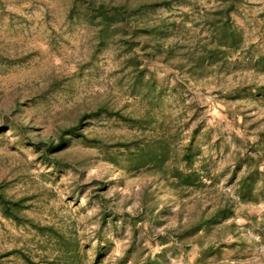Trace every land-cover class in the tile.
<instances>
[{
	"label": "rangeland",
	"instance_id": "obj_1",
	"mask_svg": "<svg viewBox=\"0 0 264 264\" xmlns=\"http://www.w3.org/2000/svg\"><path fill=\"white\" fill-rule=\"evenodd\" d=\"M97 1L135 5L165 0ZM167 1L172 2L170 9L160 7L150 15L153 25L175 22L185 26L187 38L192 36L194 40L205 35L204 12L219 2ZM73 3L74 0H0V54L14 60L10 65L0 60V109H7L17 98L24 102L34 97L48 88L56 76L71 77L69 87L52 97L51 104L42 110V118L34 121V133L41 138L75 124L84 112L99 104L123 109L134 116L144 115L150 108L148 103L130 96L129 70L124 69L116 46L99 54L100 71L80 74L79 68L92 56L96 29L82 21L69 20ZM233 20L242 30L244 42L241 52L232 58L230 72L214 71L194 79L161 62L147 64L160 81L170 84L169 95L152 114L164 120V131L172 136L177 147L189 141L192 128L198 123L190 120L193 108L200 115L201 128L194 148L200 154L199 160L208 161L213 184L192 193L186 199L190 205V200L209 194L234 196L237 181L245 170L242 167L237 179L231 180L240 162L259 158L264 165V108L254 107L245 97H228L246 81L264 82V75L255 76L247 69V58L255 59L264 52V0H244ZM172 37L166 44H174ZM177 80L185 89L181 98L172 90ZM87 122L85 132L90 137L115 140L141 134L105 118ZM151 132L144 134L150 136ZM61 157L71 165L56 171L15 133L0 132V184L14 198H32L26 214L41 226L52 227L65 236L80 264H117L128 250L132 253L125 264H141L150 255L159 256L164 264H200L198 249L193 247L187 253L178 238L182 203L172 199L170 190L158 187L159 198L149 195L147 199L149 208L161 211L168 207L174 213L166 224L159 225L149 219L143 206L146 189L155 192L153 177L140 174L119 178L96 150L87 149L78 140L58 156ZM98 182L106 183L103 191ZM235 210L230 222L235 221L242 229L246 243L231 250L232 240H225L222 254L211 259L210 264H264V200L240 203ZM105 215L116 218L115 229L110 221L100 230ZM247 217L252 223L245 226ZM132 221L137 222L136 234ZM160 236H167V244L161 243ZM57 246L56 238L48 232H37L0 218V254L5 256L2 264H28L25 256L36 263H51L60 250Z\"/></svg>",
	"mask_w": 264,
	"mask_h": 264
},
{
	"label": "trees",
	"instance_id": "obj_2",
	"mask_svg": "<svg viewBox=\"0 0 264 264\" xmlns=\"http://www.w3.org/2000/svg\"><path fill=\"white\" fill-rule=\"evenodd\" d=\"M218 1L215 8L203 14L202 26L205 35L194 40L192 36L187 38L185 26H178L175 22L167 24L160 21L153 25L155 22H152L150 15L160 7L170 9L171 1L131 5L97 0H74L69 20L71 22L79 20L96 29L92 56L79 68L80 74L93 69L100 71L99 54L116 46L119 50L118 56L123 57L124 69L129 70L130 96L149 104V111L144 115L127 114L123 109L103 103L84 112L75 124L61 127L50 132L47 138H41L34 133L36 130L33 126L34 121L42 118V110L51 104L52 97L69 87L71 77L64 76L54 77L51 85L36 93L34 97L24 102L17 98L7 109H0V132L8 130L15 133L27 146L40 153L41 159L48 161L56 171L70 167L71 164L65 158L58 156L64 154L78 140L87 149L96 150L102 160L111 167L112 173L117 174L119 178L140 174L153 177L155 192L146 189L144 192L146 202L143 206L146 209L144 212H148L149 219L159 225L166 224L174 213L168 207L161 211H156L154 207L149 208L148 196L159 198L156 194L158 187L170 190L172 199L182 203L178 212L180 214L178 238L186 246L187 253L193 247L198 249L200 264H210L211 259L221 255L225 240H232L229 246L231 250L246 243L242 229L235 221L230 222V219L236 215L235 208L238 204H253L264 200V165L259 158H248L240 162L231 180L237 179L238 171H241L242 167L245 170L237 181L234 196L209 194L204 198L190 200L191 205L189 201L186 202L192 193L201 192L213 184L208 161L199 160L200 154L194 148L201 128L200 115L197 108H193L192 105L193 114L190 120L192 123L197 121L198 123L192 128L189 141L177 147L172 136H168L164 131V120L152 114L155 107L169 95L170 84L167 81H160L156 73L150 72L147 64L161 62L168 69H174L194 79L202 78L214 71L220 74L230 72L232 58L241 52L244 42L243 32L235 25L233 14L243 5L244 0ZM172 36L174 44H166ZM12 59L0 54V60L8 65L14 62ZM247 59L249 60L247 69L253 75H264V52L255 59ZM182 87L181 81L177 80L172 89L180 98L185 92ZM228 97L232 100L245 97L254 107L264 108V82L246 81ZM101 118L122 123L136 134L139 132L141 134L115 140L90 137L85 132L87 121ZM245 119L247 118H244V121ZM147 130L152 131L150 136L144 134ZM207 181L210 184H207ZM98 186L100 191H103L106 183L98 182ZM30 201L32 198H14L8 195L6 186L0 184V218L18 226L53 235L60 250L57 251L55 260L47 264H80L77 253L72 245L68 246L69 241L65 236L52 227L41 226L26 214L31 207ZM183 219L186 220L185 223ZM110 221L113 222L115 229L116 218L105 215L101 219L100 230L109 225ZM131 223L134 227L133 233L136 234L137 222ZM249 223L252 221L247 217L245 226ZM159 238L161 243L167 244V236ZM101 250L102 246H99L97 249L99 255ZM131 253L132 251L128 250L117 264L127 263ZM4 257L0 254V264ZM158 257L150 255L141 264H164ZM25 258L28 264H43L34 262L28 256Z\"/></svg>",
	"mask_w": 264,
	"mask_h": 264
}]
</instances>
